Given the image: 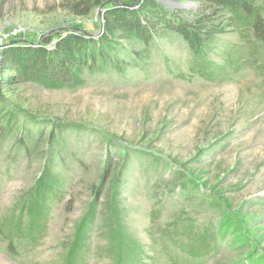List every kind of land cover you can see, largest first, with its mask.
<instances>
[{"label":"rangeland","instance_id":"rangeland-1","mask_svg":"<svg viewBox=\"0 0 264 264\" xmlns=\"http://www.w3.org/2000/svg\"><path fill=\"white\" fill-rule=\"evenodd\" d=\"M83 1L0 0V54L99 38L137 0ZM249 1L199 51L170 31L80 86L0 81V264H264V0Z\"/></svg>","mask_w":264,"mask_h":264},{"label":"trees","instance_id":"trees-1","mask_svg":"<svg viewBox=\"0 0 264 264\" xmlns=\"http://www.w3.org/2000/svg\"><path fill=\"white\" fill-rule=\"evenodd\" d=\"M94 6L103 0H84ZM193 4L180 9L170 4ZM82 4H78L80 7ZM253 15L249 0H137L115 4L104 15L102 34L92 38L72 32L59 37L52 48L14 46L0 54V72L11 73L1 78L8 85L34 83L47 89H63L84 84L86 72L94 73L112 66L118 71L129 67L131 59H144L156 36L174 32L195 51L207 46L225 23L232 27L237 14ZM88 14V12L86 13ZM231 15L230 18H226ZM220 16L222 22L214 23ZM256 37L264 42V17L257 14L253 22ZM126 46V47H125ZM125 53L128 58H123Z\"/></svg>","mask_w":264,"mask_h":264},{"label":"water","instance_id":"water-1","mask_svg":"<svg viewBox=\"0 0 264 264\" xmlns=\"http://www.w3.org/2000/svg\"><path fill=\"white\" fill-rule=\"evenodd\" d=\"M168 4H170L171 6H174V7L180 8V9H190V8L195 7L194 4H184V5L171 4V3H168Z\"/></svg>","mask_w":264,"mask_h":264}]
</instances>
